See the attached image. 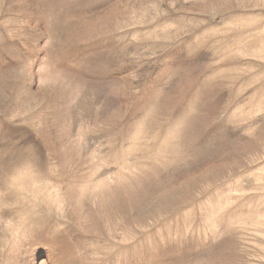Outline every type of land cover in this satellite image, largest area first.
<instances>
[{
    "label": "rangeland",
    "instance_id": "374dc122",
    "mask_svg": "<svg viewBox=\"0 0 264 264\" xmlns=\"http://www.w3.org/2000/svg\"><path fill=\"white\" fill-rule=\"evenodd\" d=\"M0 264H264V0H0Z\"/></svg>",
    "mask_w": 264,
    "mask_h": 264
}]
</instances>
